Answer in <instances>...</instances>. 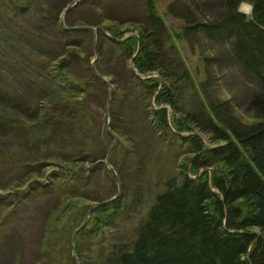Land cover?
Instances as JSON below:
<instances>
[{"label": "trees", "instance_id": "trees-1", "mask_svg": "<svg viewBox=\"0 0 264 264\" xmlns=\"http://www.w3.org/2000/svg\"><path fill=\"white\" fill-rule=\"evenodd\" d=\"M106 1H112L110 8ZM116 1L82 0L65 21L68 27L98 28L96 68L115 86L111 127L118 142L112 165L122 186V194L97 207L89 225L78 232L76 249L81 264H264V0H200L201 4L212 6L202 20L192 19L189 14L183 17L179 33L160 14L158 0H137L155 26L148 32L145 24L121 22L115 15ZM243 2L252 5L251 16L239 11ZM69 3L70 0H0V104L10 105V110H23L35 118L36 125L25 130L29 136H22V145H17L13 153L4 154L5 150L0 149V158L5 157L0 159V173L13 164V177L19 180L21 169H26L22 182H18L19 187L25 188L13 195L4 192L0 197H9L12 204L19 202L17 198L15 202L11 200L15 195L18 197L23 191L30 195L26 179L36 171L29 167L39 165L37 156L45 155L49 141L63 145L49 164L59 163L61 178L68 180L66 186L57 184L62 193L68 185L79 187L74 175L72 179L65 175L77 161L96 159L92 149L79 145L81 154L74 155L78 148L72 146L73 137L70 139L68 133H73L75 142L84 138L78 143L84 144L96 132L90 107L92 97L98 88L110 96V86L91 66L96 54L95 35L67 29L61 22L62 11ZM199 34L206 38V43L221 44V56L232 50L231 69L244 88L242 115L237 111L238 93L231 96L235 100L225 102H215V96H207L199 113L190 108L182 110L183 103L179 101L190 102L199 95L200 87L175 40L190 42L193 47L192 40H201ZM163 40L175 53L169 63L160 50ZM218 58L217 54L206 58L207 78L202 84L206 88L210 84L217 88L228 77L223 63L218 69L223 77L216 81L211 68H215L212 63ZM79 64L85 71L82 75L75 71ZM118 69L132 78L130 87L116 81ZM240 90L236 88L234 92ZM164 106L173 109V119H169ZM127 108L143 113L147 125L155 128L160 137H171L177 143L179 159L173 170L176 172L157 181L151 191L142 177V170L147 167L144 162L150 159L149 149L142 139L135 143L132 134L122 127ZM106 111L109 120L108 100ZM179 111L181 115H177ZM10 119V114L2 116L0 137L7 136L3 129L10 126ZM105 129V141L111 140L107 126ZM185 131L199 134L186 138ZM201 133L215 145L207 148ZM105 169L112 180L106 183L107 189L114 187L116 191L102 194L100 202L118 193L116 176L106 166ZM160 184L163 190L155 191ZM54 188L51 183L43 190L46 193ZM74 199L75 205L68 202L58 208L61 214L66 213L62 223H58L60 216L55 226L49 223L48 244L55 229L61 231V226L71 234L80 225H75V220L83 222L86 218L92 201L80 206L83 199ZM141 204L143 209H137ZM132 217L138 219V226L129 242L125 241L126 236H115L113 232L105 239L104 251L96 243L87 246L90 253L85 257L78 250L84 234L89 233L94 239ZM80 246L84 247L83 238ZM64 263L76 264L74 256L66 255Z\"/></svg>", "mask_w": 264, "mask_h": 264}, {"label": "rangeland", "instance_id": "rangeland-1", "mask_svg": "<svg viewBox=\"0 0 264 264\" xmlns=\"http://www.w3.org/2000/svg\"><path fill=\"white\" fill-rule=\"evenodd\" d=\"M71 1L73 0H70V2ZM106 3L109 8L111 4H113L112 1H106ZM157 4L160 14L164 17L168 26L178 29V33L181 32V28L184 25L182 19L183 17H186L189 14L192 19L199 20V17L202 20V16L207 13V8L212 6L211 3H207L206 5L201 4L200 0H158ZM246 7L247 6L243 3L241 5V10L244 13L246 12L245 14H247V16H251L252 11L248 12ZM65 9H63L62 13ZM115 15L121 22L123 21L125 25L141 23L145 24L147 32L148 30H154L155 26L153 27L151 22L147 19L145 12L142 7H140L137 0H117ZM132 34H137V31ZM171 35L174 40V34L172 31ZM199 38L201 40H192L196 47H192L190 42L185 43L179 41L178 39L175 40L181 57L186 62L187 66L193 70L196 82L199 84L198 87H200L199 95L197 94L190 102L188 99L187 101H179L181 104L183 103L181 105L182 110L185 111L190 108L191 112L199 113L203 108V105L205 107V99H207V96H215V102H225L227 100L230 101V99L235 100L234 97L231 96L234 93H238L240 98H238L239 101L237 102V111L240 115H242L245 113V109L242 107V105L245 104V99L241 93L244 91V88L242 83H239L240 80L235 77L234 73L236 71L231 69L234 66L232 62L233 59H231L233 57L232 50L229 49V52L221 56L219 52H224L221 44L218 43V45H213L211 42L206 43L204 40L206 38L200 34ZM211 39L212 38L209 37L210 41H212ZM166 44L167 42H164L163 40L161 42L160 50L163 57L167 58L166 62L169 63L175 57V53L171 52ZM94 49H96L95 45ZM215 54L219 55V58L215 63H212L215 68L211 69H214L216 81H218L217 79L220 77H223V72L218 70L220 68L219 66L223 65V63L226 65L223 69L225 71L227 70L226 73L228 74V77L223 78L222 84L217 87L218 89H213V87L217 86H214L213 84H210L206 88V86H202L207 78L205 73L206 58ZM95 57L96 54L92 59V62ZM75 71L80 75L85 73L81 65H77ZM114 76L116 77V81H118L122 86H131L130 84L132 78L128 77L122 70H116ZM227 79H229V81L228 84L225 85ZM216 83L219 84L218 82ZM113 87L115 88V86ZM236 88L241 90L234 92ZM108 97L109 94H106V91L103 88H98L97 94L92 97L90 107L97 128L96 132L92 133L84 144H78L84 138L75 142V136H73V133H68V137H70V139L73 137L72 146H76L78 148V152L76 151V153H73L74 155L81 154L80 148L78 147L79 145L81 148L86 150L92 149V155L96 158L95 160H90V158L89 160H78L76 165L65 174L66 176L69 175L71 179V175H74L73 177L79 181V187L72 185L74 183L73 181L70 183V185H72L71 188L68 185L66 187L68 190L62 193L61 187L57 186V184L61 185V183L66 186V184H68V180L64 177L61 178V167L59 166V163L49 165L54 162V156L57 153V149L63 147L61 143L52 140L48 142V147L44 149L45 155L43 157L36 155L40 158L39 165L34 164L35 168L29 167V170L36 171V176L33 174L31 177L26 179V185L28 186L26 189H30V195L27 194V191H23L24 193L21 192V195H18V197L15 195L11 200L15 202L17 198L19 199V202H15L13 204L10 202L9 197H6L8 200L0 199V264H42L43 261L48 262V264H65L64 258L66 255H72L74 232L81 225L82 220H75V225H80L77 228H73L75 230H72L73 232L71 234H68V232L63 230V227L61 226V231L55 229L53 238H51L52 242L48 244L49 238L47 237V233L51 229L49 223L52 222V225L55 226V221H58L57 216H60L58 221L59 224L65 220L66 213L63 212L61 214L58 208L64 207L68 202L74 203L75 205L76 203L74 197L83 199L80 201V206H84L90 200L92 201L91 204L94 202H100L99 200L102 199V194L116 191L114 187H108L107 189L106 185L107 182H112L111 177L107 174L105 169V166L107 167L105 160L113 143V137H111V140L109 139L108 141H105V136L103 135L106 130L105 128L108 125V115L106 111ZM0 106V114L2 116L4 114L11 115L10 126L3 129V134H6L7 136L0 137V149L5 150L4 154L13 153L14 150L18 148L17 145H22V141H24L22 136H29L25 130L29 128L32 129L33 126L36 128V125L34 124L35 118L25 113L23 110H10L11 106L4 102L0 104ZM168 109L169 119H173V109L170 106H168ZM181 114V111L177 113V115ZM2 116L0 117V121H2V123L0 122L1 126L3 125ZM196 117H198L197 114ZM243 118L245 120H249L247 117ZM7 119L8 118L4 119V122H6ZM122 127L124 131L132 134L135 143L139 139H142L145 141L146 146L149 149L148 155L150 156V159L148 163L144 162L147 164V167L142 170V177L144 179V184L150 188V191L156 186L157 181H164L170 173L176 172L173 170L176 169L179 159V156L175 151V145L177 143L171 137H160L155 128L151 125H147L143 113H140L133 108H127ZM198 134L199 131L183 132V136L186 138L191 135ZM201 135L207 148H211L215 145V143L208 139L207 135L202 133ZM108 145L110 147H107ZM14 154L13 158H16V153ZM118 154H120V151ZM70 156L72 155L70 154L69 157ZM0 159L5 160V157ZM84 161L86 162L83 165L82 162ZM61 162L64 163V161ZM13 166L14 165L11 164V166L6 167L0 173V197L4 194V192H11L13 195L19 190H23V188H25V186L19 187L18 182H22L23 173L26 169H21L18 176L19 180H17L16 177H13ZM51 183L54 184L55 188L53 190L49 189L45 193L43 190L44 187L50 185ZM33 186H36V189H32ZM14 190L16 192H13ZM162 190V184L158 185L155 189L157 192ZM155 191H153L152 194H154ZM68 197L70 199H68ZM139 208L143 209V205H139L137 209ZM118 225L119 227L116 229L109 228L106 232H103L102 236L95 237L94 239L89 237V233L86 235L84 234L81 237L84 241V247L80 246V238V249H78L80 250V253L83 256L88 255L90 253V249L87 246L92 243L98 244L99 248L104 251L106 249L105 239H109L110 234L113 232L115 233V236H126L127 239H125V241L129 242V238L133 237L135 231L137 230L138 219H136V217H132L126 221L118 222L116 226ZM55 234L57 236L56 238H54ZM76 241L77 236L75 239V251L78 253L76 249ZM44 243H47V245L45 246Z\"/></svg>", "mask_w": 264, "mask_h": 264}, {"label": "water", "instance_id": "water-1", "mask_svg": "<svg viewBox=\"0 0 264 264\" xmlns=\"http://www.w3.org/2000/svg\"><path fill=\"white\" fill-rule=\"evenodd\" d=\"M80 2H81V0H73V1H71L69 3V5L66 7V9L64 10V12L61 15V22L64 25V27L67 28V29H71V30H88V31L93 32V34L97 37V35H98V28H96V27H92V26H73V27H68V26L65 25V21H66V18L68 16V14L74 8H76ZM97 57H98V54H96V58L92 62L93 63L92 66H93V69H94V72L95 73H98V71L96 69V66H95V62L97 60ZM98 75L100 76V78L103 81H105L110 86V96L108 98V114H109V120H108V125H107V132L111 135V137H113V143H112V145H111V147L109 149V152H108V155L106 157L105 162H106V165L108 166V168L110 169V171L116 176V178L118 180L119 191H118V193L114 197H112L109 200H106V201H103V202H94V203H92L90 205L85 220L81 223V225L74 232L73 240H75L77 233L81 229L85 228L88 225V223L90 222V220L92 218V215L95 212V210H96L97 207L102 206V205L109 204L110 202H112L114 199H116L117 197H119L122 194V186H121L120 177L117 174V171L115 170V168L113 167L112 160H111L112 155H113V153L115 151V148L117 146V140H118L117 136L112 132V127H111V125H112V107H111V100H112V97H113V94H114V89L112 87V84L103 75H101L99 73H98ZM74 256H75V259H76V263L77 264H80V261H79V259H78V257L76 256L75 253H74Z\"/></svg>", "mask_w": 264, "mask_h": 264}, {"label": "bare ground", "instance_id": "bare-ground-1", "mask_svg": "<svg viewBox=\"0 0 264 264\" xmlns=\"http://www.w3.org/2000/svg\"><path fill=\"white\" fill-rule=\"evenodd\" d=\"M244 5H246L247 7V9H248V12H251L252 11V7H251V5L250 4H248V3H244ZM246 13V12H245ZM95 48L97 49V37L95 36ZM96 54H98V51L96 50ZM96 58V57H95ZM97 59H98V57H97ZM96 62H97V60H96ZM96 62H95V66H96ZM92 65H93V63H92ZM92 68H93V66H92ZM97 69V68H96ZM93 71H94V69H93ZM98 71V70H97ZM99 73V72H98ZM97 73V74H98ZM77 236V235H76ZM76 239V238H75ZM72 245H73V250H72V255L74 256V253L76 254V256L78 257V259H79V256H78V254L76 253V251H75V240H73V242H72ZM74 258H75V256H74ZM76 260V259H75ZM80 261V260H79ZM81 264V263H80Z\"/></svg>", "mask_w": 264, "mask_h": 264}]
</instances>
